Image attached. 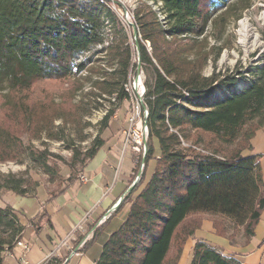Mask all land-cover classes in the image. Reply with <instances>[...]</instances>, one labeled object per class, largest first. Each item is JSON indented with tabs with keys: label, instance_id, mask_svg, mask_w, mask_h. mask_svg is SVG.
I'll list each match as a JSON object with an SVG mask.
<instances>
[{
	"label": "trees",
	"instance_id": "obj_1",
	"mask_svg": "<svg viewBox=\"0 0 264 264\" xmlns=\"http://www.w3.org/2000/svg\"><path fill=\"white\" fill-rule=\"evenodd\" d=\"M216 4L222 9L212 14ZM233 8L224 0L139 2L131 13L137 67L129 32L106 0H0V92H26L38 81L74 80L76 90H82L74 107L80 113L63 122V128L102 108L101 101L112 106L84 155L66 164L68 185L75 181V167L81 172L103 146L100 135L108 128L113 108L129 100L126 87L131 86L136 68L143 73L142 105L147 111L143 171L116 211L93 230L91 240L80 250L93 264H167L174 245L177 260L185 240L198 228L185 233L182 245L175 244L193 214L227 220L242 229L245 243L253 236L264 209V184L258 156L246 154L252 152L251 141L261 127L256 119L264 123V65L249 71L253 81L239 92L236 87L229 89L235 79L224 81L214 71L203 75L208 62L214 66L227 49L221 43L225 24L230 14L234 21L240 18V13L231 12ZM249 8L246 2L241 10ZM260 35L264 41V31ZM81 74L82 79L78 78ZM218 87L229 89L230 94L208 109L201 108ZM248 94L257 105L244 112L235 110V102ZM27 120L31 125V114ZM36 124L38 133L57 140L49 135L47 123ZM23 146L15 133L0 130V154L23 151L49 178L63 183L56 165H47L43 154L35 157ZM10 160L6 157L0 162ZM151 163L154 168L146 178ZM22 186L21 179L0 176V192L32 199ZM125 205L126 212L119 216ZM23 219L35 234L42 224L50 226L44 211L37 219ZM25 229L17 213L0 209V264L22 240ZM47 264L62 263L51 259ZM190 264L240 263L196 242Z\"/></svg>",
	"mask_w": 264,
	"mask_h": 264
},
{
	"label": "rangeland",
	"instance_id": "obj_2",
	"mask_svg": "<svg viewBox=\"0 0 264 264\" xmlns=\"http://www.w3.org/2000/svg\"><path fill=\"white\" fill-rule=\"evenodd\" d=\"M106 1L109 8L117 15L119 20L126 27V30L129 32L130 43L136 54V63L138 67L139 63L136 52L137 35L134 27H132L133 22L131 13L135 6L143 0ZM224 2L225 5H234L231 12L240 13V18L237 21H234L232 18L233 14H230L225 24V30L221 40V43L226 45L227 49L222 51L214 66L208 62L203 70V75L209 76L214 71V73H219L223 79L225 78L224 81L235 79V85L231 86L229 89L236 87L235 90L239 92L246 86H250L253 81L249 71L255 66L261 67L264 65V41L261 39L260 35V32L264 31V0H224ZM246 2H249L250 8L247 10H241V7ZM147 4L156 10L151 3ZM221 9L222 6L216 4L212 14H218ZM241 21H245L249 26L246 38L243 42H240L239 35V22ZM127 27H129V29ZM209 31L210 30L208 29V32ZM254 37H256V42H254ZM209 43L213 45L214 40L209 38ZM146 47L148 48V45ZM91 53H93V51L88 54ZM80 60H82V58ZM78 78L82 79V74ZM135 80L136 83L134 85ZM142 82L143 73L140 71V68H136L135 75L132 77L130 83V89L132 92L129 91V100L122 103L120 106L116 105V107L113 108L114 114L124 115L120 120H125V124L127 122L125 125V141L126 135L132 137L134 134L133 132H136V128L139 126L140 118L137 116L136 108L138 107L137 104L140 102L139 100L142 99L144 91ZM77 88L78 86H76L74 80H52L35 82L26 92H0V130L10 134L15 133L19 138V141L24 145L23 147L31 149L32 153L35 154V157L38 154H43L47 158V165H56L59 175L62 177L63 183H58L55 179L49 178L42 168L29 161L28 156H25L23 151L20 152L19 150L18 155L10 149V151L12 150L11 152L5 151L0 154V160L6 157L13 158V160L10 161L0 162V176L3 175L18 180L21 179L23 181L22 187H25L24 189L27 191V194H31L33 196L32 199H36L39 204L40 201L46 199L44 205H47L49 203L48 201L54 198L63 187L70 185L65 182L69 175V168L66 164H70L74 156L81 157L84 155L85 150L89 147L90 142L99 131V123L104 117L106 113L105 111L108 108H112L111 104L107 101H101L102 108L94 110L90 116L82 118L77 124L68 123V125L63 128V122L71 121V117L74 119L79 117L80 112L75 111L74 107L79 101L82 90H76ZM85 88H87V85ZM128 88L129 87H126L127 92ZM229 89L218 87L209 101L202 102L201 108L208 109L213 104L225 99L227 94H230ZM235 103L237 104L236 106L234 105V109L238 110V112H244L255 107L258 102L255 97L253 98L248 94L238 99ZM25 109H27L26 115ZM29 114L33 117L31 125L27 120ZM126 114L127 117L125 116ZM51 118V124H48L49 119ZM37 122H40V124L43 125L47 123V131L49 135L54 139L57 138V140H48L46 139L45 133H38L39 124H36ZM256 123L261 126L263 125V121L259 117L256 119ZM141 125L143 127L144 123L142 122ZM263 133L264 130L262 129L257 133L252 142L255 153L258 154L261 153L258 144L262 141ZM83 138L84 141H80ZM202 138L205 137L203 136ZM128 141L129 142L126 141V143H128L131 151L135 155L134 175L132 177L133 183L138 173L141 172L142 174L144 157L141 156V153L134 152L132 150V141L129 139ZM199 147L202 149L201 146ZM154 149L155 154H158L156 143H154ZM141 164L143 166H141ZM153 164L151 163L149 165L146 178L149 175L151 176L154 168ZM75 168V182L79 185L86 184L87 179L82 175V172H80L78 167ZM80 177H84L86 182L82 183ZM129 192H127V194ZM22 199H27V197L16 196L10 192H0V208H9L13 210L12 208H16L15 206H17V203ZM112 207H115V204ZM127 208L128 206L125 205L118 215L122 216ZM23 211L19 210L15 213L19 215L20 223L25 226L27 223L26 220L23 219V216L26 217V215L24 214L25 211ZM43 211L46 213L41 207L40 213L35 216L36 219ZM115 211L116 209L114 212ZM195 226L198 228L193 231V235L188 237L183 244V236H185V233L188 231H191V229L193 230V227ZM207 229L210 230L212 234H209L206 231ZM216 231L223 234V237L219 236ZM199 233L206 235V240H209L210 238L224 239L233 246H240L244 244L246 240L241 228L231 226L227 220L223 218L207 214H193L187 218L179 234H177L175 244L178 246L183 244L179 257L175 260L177 257V246L174 245L168 257L167 264H186L185 260L187 259V255L185 252L191 245L190 243L195 244L196 242L203 241L197 237L200 236ZM90 240L91 238L88 241ZM84 244L79 251L83 248ZM65 260L68 262L71 260V257L66 256L61 262L65 263Z\"/></svg>",
	"mask_w": 264,
	"mask_h": 264
},
{
	"label": "crops",
	"instance_id": "obj_3",
	"mask_svg": "<svg viewBox=\"0 0 264 264\" xmlns=\"http://www.w3.org/2000/svg\"><path fill=\"white\" fill-rule=\"evenodd\" d=\"M120 113V112H119ZM124 115H113L100 138L104 142L96 155L90 160L82 175L87 179L86 184L79 185L75 181L70 183L61 195L49 204L45 200L22 199L17 203L14 212L23 211L27 218L33 219L40 213L41 207L46 211L50 226L42 224L38 234L26 224L23 238L20 241L28 247L23 251L15 246L10 254L4 256L3 264H20L24 259L28 264H47L49 260L62 261L66 256L71 260L62 264H93L79 249L92 237V231L101 225L109 216V209L115 207L127 195L134 175L135 155L125 141ZM127 117V114L125 115ZM118 118V119H117ZM124 121V123H123ZM124 124V125H123ZM264 130V123L259 127L251 141L252 152L246 156H258V164L264 184V133L258 146L260 154L255 153L252 144L257 133ZM1 209V208H0ZM90 228V229H89ZM212 234L210 230H206ZM201 242L209 245L225 257H233L240 264H264V209L254 228L253 236L248 242L240 245H230L224 239L210 238L199 233ZM186 249V264H190L194 243ZM79 251V252H78Z\"/></svg>",
	"mask_w": 264,
	"mask_h": 264
},
{
	"label": "built area",
	"instance_id": "obj_4",
	"mask_svg": "<svg viewBox=\"0 0 264 264\" xmlns=\"http://www.w3.org/2000/svg\"><path fill=\"white\" fill-rule=\"evenodd\" d=\"M129 91H131L130 87L128 88V93ZM132 92V91H131ZM140 104L138 103L137 104V116L140 118L139 120V126L138 128H136V132H133L134 134L132 135V137H130V135H126V141L131 140L132 143H133V146H132V150L134 152H137V153H141V156L144 157L145 155V152H146V141H147V128H146V125H145V119L147 117V111L146 109L143 107L142 105V99L139 100ZM144 123V126L142 127L141 123ZM141 166H143L141 164ZM142 169V167H141ZM81 178V177H80ZM81 182L84 183L86 182V179L84 177L81 178ZM114 207H111L107 213V216L110 215L111 213L114 212ZM18 247H21L23 249V251H27V246L22 244L21 242H18L16 244ZM20 264H28L24 259H22L20 261Z\"/></svg>",
	"mask_w": 264,
	"mask_h": 264
},
{
	"label": "bare ground",
	"instance_id": "obj_5",
	"mask_svg": "<svg viewBox=\"0 0 264 264\" xmlns=\"http://www.w3.org/2000/svg\"><path fill=\"white\" fill-rule=\"evenodd\" d=\"M248 24L245 21L239 22V35H240V42H243L246 38ZM254 42H256V37H254Z\"/></svg>",
	"mask_w": 264,
	"mask_h": 264
},
{
	"label": "water",
	"instance_id": "obj_6",
	"mask_svg": "<svg viewBox=\"0 0 264 264\" xmlns=\"http://www.w3.org/2000/svg\"><path fill=\"white\" fill-rule=\"evenodd\" d=\"M134 36H135V31H134ZM136 51H137V45H136ZM137 57H138V55H137ZM135 83H136V80L134 81V85H135ZM140 175H141V172L138 173V175H137L135 181H134V182L131 184V186L129 187L128 192H129V191L131 190V188H132V187L138 182ZM114 209H116V207H114Z\"/></svg>",
	"mask_w": 264,
	"mask_h": 264
}]
</instances>
